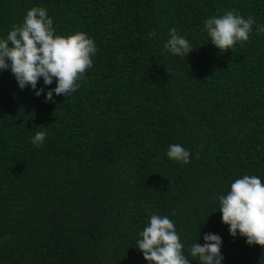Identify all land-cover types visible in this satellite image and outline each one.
Wrapping results in <instances>:
<instances>
[{"label":"trees","instance_id":"obj_1","mask_svg":"<svg viewBox=\"0 0 264 264\" xmlns=\"http://www.w3.org/2000/svg\"><path fill=\"white\" fill-rule=\"evenodd\" d=\"M37 6L98 51L54 101L0 72V264H149L136 241L150 214L173 220L192 264L205 233L222 237L223 264H264L218 211L235 179L264 181V0H0V36ZM229 10L256 24L221 51L204 21ZM173 27L187 57L164 47ZM169 144L190 163L168 159Z\"/></svg>","mask_w":264,"mask_h":264},{"label":"clouds","instance_id":"obj_2","mask_svg":"<svg viewBox=\"0 0 264 264\" xmlns=\"http://www.w3.org/2000/svg\"><path fill=\"white\" fill-rule=\"evenodd\" d=\"M256 21L248 16L229 10L204 21L210 42L221 51L232 49L237 42H247ZM264 32V25L257 28ZM165 49L174 56L187 57L193 51L191 42L173 27ZM98 51L94 40L85 32L70 35L58 34L53 18L44 7L27 10L23 22L13 25L6 36H0V72L10 70L18 87H30L36 96L45 95L54 101V95L68 97L79 88L78 81L93 67V57ZM43 85L54 88H38ZM46 133L36 132L31 143L43 145ZM168 159L188 164L191 152L181 144H169ZM222 223L229 234L246 238L248 245L264 248V181L256 175H244L230 184V190L218 197ZM137 249L149 264H192L184 253L185 245L177 232L175 223L168 216L150 214L148 222L138 233ZM204 244L193 243L188 249L199 264H223L222 237L214 233L203 235Z\"/></svg>","mask_w":264,"mask_h":264}]
</instances>
